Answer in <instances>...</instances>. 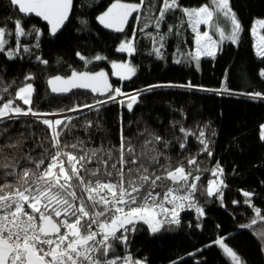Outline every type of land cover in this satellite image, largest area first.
Returning a JSON list of instances; mask_svg holds the SVG:
<instances>
[{
	"label": "trees",
	"instance_id": "16d2710c",
	"mask_svg": "<svg viewBox=\"0 0 264 264\" xmlns=\"http://www.w3.org/2000/svg\"><path fill=\"white\" fill-rule=\"evenodd\" d=\"M113 1L74 0L69 23L59 34L51 37L40 20L21 17L10 0H0V26L13 31V21L20 19L26 31L33 33L20 37L30 52H21L15 59L0 54V94L5 99L12 98L17 88L32 83L35 88L32 107L36 111L64 114L77 105L93 104L105 98L83 91H73L65 96L53 95L46 83L54 75L106 68L115 87L129 94L149 85H161L141 92L139 102L132 111L109 101L98 111L93 108L68 116L71 123L60 137L62 143L68 145L82 142L86 149L110 150V165L119 159L121 132L126 143L136 147L137 154L141 152L149 133H155L168 143L167 147L163 142L156 144L157 150L162 153L160 165H152L149 172L155 170L157 175H161L163 169L160 166L169 163L173 168L183 164L186 169H192L194 175L197 174V166L201 169L196 201L204 210L203 216L198 215L195 209L185 210L181 213L179 225H164L156 233H152L146 224L138 223L136 231L128 233L127 245L117 242L115 253L110 255L130 254L144 264H233L213 243L223 237L245 264H264V240L258 235L264 230V223L258 222L252 228L242 227L250 223L255 215L253 209L243 202V191L253 193V204L264 210V139L261 138L264 98L248 95L264 94V77L260 75L264 69V58L255 52L251 34L253 21L264 19V0H231V7L243 31L239 33L237 42L228 40L219 45L215 56L200 58L199 66L187 56L194 53L196 34L182 12L169 13L157 30L149 17L155 18L160 0H146L147 10L139 14L140 19L137 21L134 18L123 34L114 35L105 32L96 23L98 14ZM179 2L188 8L211 4V0ZM226 21L221 17L222 23ZM169 26H172V32L168 31ZM34 29L39 30L38 40ZM133 31L136 33L135 51L131 54L117 51L121 42L130 38ZM160 35L165 37L164 47L160 50L162 58L154 51L159 44H154L153 38L158 40ZM77 53L85 59L81 60ZM96 56L103 59L96 60ZM37 57L48 63H41ZM177 60L180 62L177 63ZM110 61H129L136 67L135 75L129 80L115 78ZM28 75L34 79L25 81ZM188 83L196 87L169 86ZM4 87H8L7 93L3 91ZM225 88L228 91H223ZM17 103L27 107L21 101ZM181 127L196 135L185 137L179 131ZM2 128H7V132L0 135V144L19 142L17 149H5L6 154L17 157L31 155L39 160L45 149L54 151L50 148L47 127L37 122L35 117L5 120L0 122ZM201 130L205 132L211 156L202 150L203 145L198 138ZM181 143L186 146L181 148ZM66 150L79 152V149ZM190 158H195L197 165H188ZM217 161L223 167L227 181L222 200L217 196L209 197L204 192L210 177L209 170ZM21 164H24L23 160ZM95 167V161L88 165V168ZM3 173L4 170L0 169V184L6 180L11 182L13 178L5 177ZM233 201L240 203L234 204Z\"/></svg>",
	"mask_w": 264,
	"mask_h": 264
},
{
	"label": "snow or ice",
	"instance_id": "6c2138e0",
	"mask_svg": "<svg viewBox=\"0 0 264 264\" xmlns=\"http://www.w3.org/2000/svg\"><path fill=\"white\" fill-rule=\"evenodd\" d=\"M19 13L35 15L42 18L50 25V30L55 35L68 20L73 8V0H10ZM146 0L138 3H126L115 0L106 12L97 19L105 28L115 32H124L125 26L133 14L135 19H140V13L147 10ZM149 9L151 5L148 6ZM180 11L191 24L195 32L196 50L187 56L199 66L202 55L214 56L217 40L209 31H200V25L215 28L219 33V40L230 39L237 42L239 33L243 31L236 13L231 7V0H211L199 7L188 8L180 4L179 0H160L158 13L149 20L158 30L166 21L169 13ZM221 17L231 24L230 35H225L221 27ZM255 25L264 29V19L257 20ZM148 24L145 25L147 27ZM13 31L5 26H0V54H6L8 59H15L21 52L28 53L30 48L23 44L20 37L31 36L32 32L26 31L22 21H13ZM143 30V29H141ZM173 31L172 26L168 28ZM35 38H39V30L34 29ZM256 35L257 28H252ZM136 33L122 41L117 51H135ZM154 39V48L161 56L165 37ZM258 55L264 58V35L258 36ZM39 47L38 43L36 45ZM81 60L85 57L77 53ZM22 58V57H20ZM41 63L47 60L37 57ZM96 60L103 57L96 56ZM177 63L180 61L177 60ZM113 75L123 80H129L135 75L136 69L127 63L113 62ZM260 75L264 77V70ZM28 75L25 81L33 80ZM52 93L64 95L76 89L89 90L105 99H98L93 104L77 105L68 111L82 110L83 108L96 109L106 105L109 101L116 102L121 107L132 111L139 102L143 91H149L161 85H149L148 88L136 90L134 93H125L120 87H113L109 82L108 74L100 72L72 71L70 76H55L48 80ZM171 87H196L191 83L186 85H169ZM213 91L212 89H203ZM3 91L7 93L8 87ZM223 91H228L227 88ZM35 88L32 83H25L14 92L12 98L5 99L0 94V122L12 121L20 116H33L37 122L45 125L49 132L50 148L45 149L42 158L35 160L31 155L17 157L6 154L5 149H17L19 142L0 144V169L4 170L5 177H12V181L0 184V264H144L139 259L128 255H110L115 253V244L127 245L128 233L136 231V224L143 223L152 233L159 232L165 224L179 225L180 213L185 210L195 209L198 215L203 216L204 210L196 201V193L200 190L198 182L201 169L197 166L194 175L192 169H186L183 164L172 167L160 166L161 175L155 170L149 172L152 165H160L159 157L162 155L156 144L163 142L167 147L168 142L155 133H149L145 138L142 150L136 153V147L126 143L123 132L118 149L119 159L109 165L112 160L111 151L100 149H86L82 142L68 145L62 143L60 137L71 123L70 117L64 119H46V116H57L60 113H42L32 107V96ZM253 98H264L262 93H249ZM126 99H117V97ZM17 101H21L22 107ZM63 110H61L62 112ZM67 121V123H66ZM89 126L91 124L89 123ZM180 132L189 135L183 127ZM7 132V128L0 129V135ZM143 135V134H142ZM199 142L203 151L212 155L208 147L205 132L198 133ZM261 138L264 139V125L261 126ZM185 143L180 147L184 148ZM79 149V152L66 149ZM129 157L126 159L125 157ZM167 159V158H166ZM24 164H21V161ZM47 161V162H46ZM97 164L95 168L88 165ZM119 165V166H118ZM188 165H197L195 158L188 159ZM127 169V172L125 171ZM215 179L208 180L204 189L207 196H217L223 199V188L227 185L221 179L223 169L217 162L209 170ZM170 181V183H165ZM159 189V190H158ZM243 201L253 209L255 215L250 223L243 225L252 228L258 222L264 223V210L256 207L252 202L253 193L243 191ZM234 204L240 203L233 201ZM170 206V207H169ZM259 238L264 240V230L259 231ZM230 258L233 264H245L242 258L221 237L214 241Z\"/></svg>",
	"mask_w": 264,
	"mask_h": 264
},
{
	"label": "water",
	"instance_id": "95a60500",
	"mask_svg": "<svg viewBox=\"0 0 264 264\" xmlns=\"http://www.w3.org/2000/svg\"><path fill=\"white\" fill-rule=\"evenodd\" d=\"M122 2H126V3H138V2H127V1H123V0H122ZM113 3H115V1H113V2H112V3H111V4H110V5H109V6H108L103 12H101L100 14H98V16L96 17V23H97V25H98L102 30H104L105 32H108V33H111V34H114V35H120V34H123V33L127 30L128 26H129L130 23L134 20V18H135V16H136L137 14L134 13V14H133V17H131V18L129 19L128 24L125 26V30H124V32H115V31L112 30V29L105 28L102 24L99 23V20H98L97 18H98L100 15H102L104 12H106L107 9H108ZM11 4H12V3H11ZM73 5H74V0H73ZM12 6H13V8H15V9L17 10V8H16L15 5L12 4ZM17 11H18V10H17ZM72 11H73V8H72ZM19 14H20L21 17H33V18H36V19L40 20V21H41V22L47 27L49 35H50L51 37H54V36H56L57 34H59V33H60V32H61V31L67 26V24L69 23V21H70V19H71L72 12L70 13L69 18H68V20L65 22L64 26H63V27H62V28H61V29H60L55 35H53V34L51 33L50 25H49L46 21H44L42 18L37 17V16H35L34 14H33V15H24V14H22V13H19ZM75 71H77V72H93V73H95V72H100V71H104V72H106V73L108 74L109 82L113 85V87H115V85H114V83H113V81H112V78H111V74L109 73V71H108L106 68H101V69L94 70V71H88V70H75ZM71 73H72V71H71L68 75H61V74L54 75V76H51L49 79H51L52 77H55V76L67 77V76H70ZM49 79H48V80H49ZM48 80H47L46 85H47V88H48V90H49V92H50L51 94H53V95H57V96H65V95L70 94V93H68V94H64V95H58V94L52 93L51 90H50V87H49V85H48ZM73 91H83V92H87V93L92 94L94 97L105 98V97H102V96H100V95H98V94H94V93H92V92L89 91V90L76 89V90H73ZM73 91H72V92H73ZM88 109H90V108L82 109V110H78V111H73V112H68V113H64V114H68L69 116H70V115H76V114H79V113H81V112H83V111H86V110H88Z\"/></svg>",
	"mask_w": 264,
	"mask_h": 264
},
{
	"label": "rangeland",
	"instance_id": "374dc122",
	"mask_svg": "<svg viewBox=\"0 0 264 264\" xmlns=\"http://www.w3.org/2000/svg\"><path fill=\"white\" fill-rule=\"evenodd\" d=\"M257 20H261V19H255L254 21H253V24H252V27H251V34H252V37H253V46H254V50H255V52L258 54V49H257V44H258V36L259 35H264V29H261L259 26H257V25H255V22L257 21ZM223 21V20H222ZM220 24H221V27H223L224 29H225V35L226 36H228V35H230V32H231V24H230V22H224V23H222L221 21H220ZM256 27L257 28V33H256V35H254L253 33H252V28L253 27ZM199 30L200 31H209V34L210 35H213V39L214 40H217L218 41V44H217V46L215 47V49H214V51H215V55H216V53H217V51H218V49H219V45H221L224 41H228V40H230V39H225V40H219V33L216 31V29L215 28H209L208 26H206V25H200L199 26ZM119 47V46H118ZM195 50H196V44H195V46H194V52H195ZM214 55V56H215ZM207 58V57H213V56H205V55H202L201 56V58ZM113 62H115V63H117V64H119V63H127V64H129V65H131V66H134L135 67V65H133L132 63H130L129 61H126V62H119V61H110L109 62V65H110V68H111V73H112V75H113V72L115 71L113 68H112V64H113ZM135 69H136V67H135ZM264 70V69H263ZM115 78H118V79H121V78H119L118 76H115V75H113ZM121 80H123V79H121ZM117 99L119 100V99H126V97H123V96H121V97H117ZM59 116L61 117V115L59 114V115H57V116H46V117H43V118H46V119H64V117H66V116H62L61 118H59ZM264 125V124H263Z\"/></svg>",
	"mask_w": 264,
	"mask_h": 264
},
{
	"label": "built area",
	"instance_id": "2783aa9c",
	"mask_svg": "<svg viewBox=\"0 0 264 264\" xmlns=\"http://www.w3.org/2000/svg\"><path fill=\"white\" fill-rule=\"evenodd\" d=\"M71 112H73V111H71ZM61 115V117L63 116V115H67V114H60ZM20 117H33V116H31V115H29V116H20ZM60 117V116H59ZM218 162V161H217ZM217 162H215L213 165H212V167H211V169L216 165V163ZM219 163V162H218ZM219 165H220V167L223 169V167L221 166V164L219 163ZM209 179H215V177H212L211 176V173H210V177H209ZM208 179V180H209ZM221 179H223V181H224V183L227 185V181H226V175H225V172H224V169H223V175H222V177H221ZM207 186H208V181H207V185H206V188H207ZM224 189V188H223ZM159 190V189H158ZM212 197H214V196H212ZM170 207V206H169ZM183 212V211H182ZM181 212V213H182ZM181 213H180V220H181ZM165 225H169V224H165Z\"/></svg>",
	"mask_w": 264,
	"mask_h": 264
},
{
	"label": "bare ground",
	"instance_id": "6f19581e",
	"mask_svg": "<svg viewBox=\"0 0 264 264\" xmlns=\"http://www.w3.org/2000/svg\"><path fill=\"white\" fill-rule=\"evenodd\" d=\"M63 116H66V117H68L69 115L67 114V115H63ZM59 118H61V117H59Z\"/></svg>",
	"mask_w": 264,
	"mask_h": 264
}]
</instances>
